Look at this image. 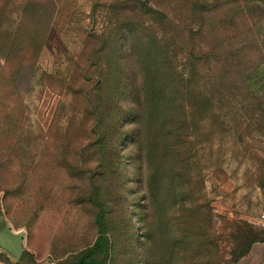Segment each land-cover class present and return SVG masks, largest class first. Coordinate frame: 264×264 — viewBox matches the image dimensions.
Instances as JSON below:
<instances>
[{"label": "rangeland", "instance_id": "1", "mask_svg": "<svg viewBox=\"0 0 264 264\" xmlns=\"http://www.w3.org/2000/svg\"><path fill=\"white\" fill-rule=\"evenodd\" d=\"M54 1L32 82L25 69L20 93L10 94L0 74V219L22 232L4 237L11 251L26 248L22 264L71 263L104 234L105 264H237L264 240V0H209L205 23L176 8L182 0H151L184 41L188 60L180 53L178 65L197 73L198 90L214 63L211 46L220 51L206 91L212 110L189 112L181 160L163 151L142 171L135 146L118 147L116 132L102 135L73 94L90 84L80 56L102 46L114 0ZM225 2L232 18L219 12ZM126 48L125 40L120 53ZM259 251L241 264H262Z\"/></svg>", "mask_w": 264, "mask_h": 264}, {"label": "trees", "instance_id": "2", "mask_svg": "<svg viewBox=\"0 0 264 264\" xmlns=\"http://www.w3.org/2000/svg\"><path fill=\"white\" fill-rule=\"evenodd\" d=\"M234 1L244 6L249 2ZM179 2L176 8L189 10L203 23L213 11L209 0ZM226 4L229 3L222 4L219 12L222 18L229 19L233 11ZM14 5V1L8 0L0 6V74L4 76L3 88L17 95L21 91L23 71L29 69L26 78L29 83L37 73L38 59L53 25L57 4L54 0H27ZM109 10L112 22L109 33L101 36L102 46L89 52L84 50L80 56L88 62L84 73L88 78L84 77L83 83L90 82L88 87L80 86L73 93L74 96L80 93L84 99L82 116L86 120L92 118L102 135L109 137L116 132L119 135L117 146L122 143L126 148L135 146L140 171L145 162L151 165L152 159L163 151L167 155L174 150L180 161L189 112L197 115L212 110L213 98H208L206 91L218 78L216 51L220 50L211 46L214 63L203 74L205 89L198 90L197 73L187 74L178 65L180 53L186 54L185 61L187 53L167 11L151 0H114ZM130 12L134 14L128 17ZM146 30L153 35L142 38L140 35ZM125 40L127 48L120 53L119 45ZM207 42L209 45L214 40ZM244 80L246 83L249 77ZM10 114L9 110L8 117ZM8 127L15 126L8 122ZM106 139L102 136L98 142ZM100 226L103 228V223ZM110 247V239L101 234L91 247L79 252L74 261L60 264H105L111 256Z\"/></svg>", "mask_w": 264, "mask_h": 264}, {"label": "crops", "instance_id": "3", "mask_svg": "<svg viewBox=\"0 0 264 264\" xmlns=\"http://www.w3.org/2000/svg\"><path fill=\"white\" fill-rule=\"evenodd\" d=\"M8 232H10L11 234H15V235L18 233H22V232H18L17 230L12 229L7 223L2 222L0 219V264H17V263L22 264V258L24 256V251L26 250V248L25 249L23 248L24 250H21L20 254L13 253L10 249L8 242L4 239V237L7 236ZM25 246H26V243H25ZM263 246H264V241L255 243L252 246L250 252L244 257H242L238 261L237 264H241L243 259L251 255L252 252L255 251V249H260L259 251L260 260L262 264H264Z\"/></svg>", "mask_w": 264, "mask_h": 264}]
</instances>
